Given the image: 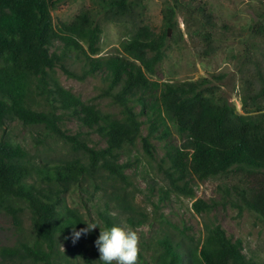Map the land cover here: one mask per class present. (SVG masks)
<instances>
[{"label": "trees", "instance_id": "16d2710c", "mask_svg": "<svg viewBox=\"0 0 264 264\" xmlns=\"http://www.w3.org/2000/svg\"><path fill=\"white\" fill-rule=\"evenodd\" d=\"M60 1L0 0V211L17 218L25 203L32 212V225L38 236L32 245L21 242L0 247V258L30 260L32 264H77L76 259L81 256L85 264H101L95 240L100 227L117 225L114 218L108 211H101L100 227L73 243V227L77 231L85 228L87 220L78 209L63 206L61 192L74 186L92 198L94 193L84 184L88 182L97 189L98 177L127 183V163L120 162V152L140 141L145 153L152 157L155 147L151 137L163 116L173 121L185 137L181 146L166 152L169 175L176 173V180L191 173L199 179L230 172L257 175V182L242 194L245 205L264 222L262 73L257 72L258 87L247 75L243 76V112L239 113L210 79L159 83L148 77L147 73H152L165 56L169 28L177 26L179 0H165L160 32L145 22L144 0H91V6L71 22L55 25L52 9ZM180 2L191 11L196 23L192 34L202 41L205 54L218 52L222 39L215 37L219 33L215 31L212 10L203 3ZM100 20L131 24L122 43L124 55L92 57L98 51ZM221 27L227 36L231 28L224 23ZM251 29L254 36L264 37V22ZM57 42L62 43L61 52L52 50ZM70 52L84 55L86 63L81 74L65 64ZM58 67L78 79L104 70L108 92L120 107V116L102 112L64 88L55 76ZM33 94L46 102L50 110L33 109ZM70 109L82 127L105 139L104 147L90 146L82 132L67 134L60 129L62 113L58 111ZM143 116L150 122L147 135L142 131ZM14 122L34 128L40 136L57 135L69 144L74 157L40 166L27 149L11 140L8 128ZM42 179L47 181V188L41 185ZM117 191L122 207L129 213V223L144 224L147 216L128 202L125 188L119 187ZM193 208L203 212L209 205L197 199ZM204 231L200 241L182 234L165 236L153 250L152 264H261L248 259L242 241L229 237L220 224L205 222ZM62 241L69 243L64 251ZM138 258H142L140 252Z\"/></svg>", "mask_w": 264, "mask_h": 264}, {"label": "rangeland", "instance_id": "374dc122", "mask_svg": "<svg viewBox=\"0 0 264 264\" xmlns=\"http://www.w3.org/2000/svg\"><path fill=\"white\" fill-rule=\"evenodd\" d=\"M179 0L175 21L176 28H170L167 36V47L164 58L155 65L148 77L159 83L166 81H185L207 78L212 84L221 88L222 94L242 113V82L247 75L255 87L257 72L264 76V37L254 36L251 27L264 22V0H191L206 4L213 12L216 39L222 41L218 52L206 55L202 41L193 37L196 23L192 21L191 11ZM165 0H144L145 22L156 32L163 30V4ZM91 6V0H61L52 9L55 25L69 23L75 16ZM231 30L223 35L222 24ZM101 33L97 44L98 51L94 58H107L112 55H124L123 41L128 37L131 24L127 21L100 20ZM221 35V37H220ZM87 49V45L82 43ZM52 50L61 52L62 43L57 42ZM86 60L82 53L70 52L65 64L76 73L81 74ZM55 76L62 86L80 97L86 104H93L102 112L120 116V107L113 101L108 92L109 81L105 71L100 69L84 79L69 77L59 67ZM31 107L35 110H50V107L39 96L33 94ZM139 109V105L136 106ZM62 120L59 127L67 134L82 132L90 146L96 148L106 145L105 139L96 131L82 127L73 111L60 110ZM142 131L149 133L150 122L145 116ZM9 133L14 143L21 144L31 154L33 160L44 167L47 163L62 159H72L73 152L57 135L40 134L30 126L20 122L10 124ZM155 151L151 157L145 153L142 143L137 141L133 146L124 147L120 152V162L127 163V183H118L98 177L99 188L85 183L92 198L85 191L70 186L60 195L64 207L78 209L88 221L102 224L99 213L108 211L117 225L134 229L140 237L138 264H152L151 255L157 242L165 236L184 235L196 241L203 240L204 223L214 221L220 224L233 240L240 239L243 252L248 259L264 264V222L243 200V190L257 182L258 176L246 172H230L207 179H199L189 174L184 179L176 180L177 174L169 175V161L166 152L174 146H181L185 137L176 124L163 116L157 130L151 137ZM261 177V176H260ZM46 187L47 181H41ZM186 183V185H184ZM124 187L128 202L137 210L145 213L147 221L132 226L127 217L128 211L118 199L117 189ZM62 188V185H59ZM204 200L209 209L197 212L193 203ZM32 212L28 205L22 203V210L17 218L10 213L0 211V247L14 246L19 243L34 244L38 236L32 225ZM68 242H61L64 251ZM77 264H85L81 256ZM0 264H32L30 260H2Z\"/></svg>", "mask_w": 264, "mask_h": 264}, {"label": "clouds", "instance_id": "9594fccd", "mask_svg": "<svg viewBox=\"0 0 264 264\" xmlns=\"http://www.w3.org/2000/svg\"><path fill=\"white\" fill-rule=\"evenodd\" d=\"M84 223L87 226L78 231L73 227V243L82 235L92 232L99 226L94 220ZM95 246L100 253L98 261L101 264H138L140 237L134 229L120 225L100 227V233L95 240Z\"/></svg>", "mask_w": 264, "mask_h": 264}, {"label": "water", "instance_id": "95a60500", "mask_svg": "<svg viewBox=\"0 0 264 264\" xmlns=\"http://www.w3.org/2000/svg\"><path fill=\"white\" fill-rule=\"evenodd\" d=\"M169 30H170V28H169ZM170 32V31H169Z\"/></svg>", "mask_w": 264, "mask_h": 264}]
</instances>
